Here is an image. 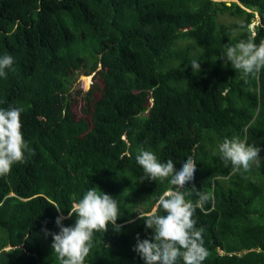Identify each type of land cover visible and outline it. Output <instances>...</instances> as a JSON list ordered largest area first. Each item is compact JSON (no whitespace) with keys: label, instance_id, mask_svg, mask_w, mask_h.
Masks as SVG:
<instances>
[{"label":"trees","instance_id":"1","mask_svg":"<svg viewBox=\"0 0 264 264\" xmlns=\"http://www.w3.org/2000/svg\"><path fill=\"white\" fill-rule=\"evenodd\" d=\"M248 38L264 40V0H0V56L15 61L0 108H24L35 152L0 177V264H59L44 229L58 233L55 206L67 217L91 188L117 200L119 230L94 232L85 264H145L133 248L152 230L138 212L174 186L145 179L140 146L177 170L197 163L182 191L193 202V185L212 193L193 217L203 264H264V70L245 77L223 59L226 44ZM93 72L99 96L91 83L89 119L76 118L72 92ZM234 136L261 147V167L233 173L213 155Z\"/></svg>","mask_w":264,"mask_h":264},{"label":"clouds","instance_id":"2","mask_svg":"<svg viewBox=\"0 0 264 264\" xmlns=\"http://www.w3.org/2000/svg\"><path fill=\"white\" fill-rule=\"evenodd\" d=\"M256 16L259 17L257 12ZM223 59L243 76H256L264 70V40L257 44L248 38L226 44ZM14 62V57L9 54L0 56V77L6 78L8 71H15ZM190 65L194 73L200 72L197 60H192ZM23 112V107L0 108V177L8 175L14 165L26 163V154H35L22 132ZM261 151V147L248 144L246 136L243 139L234 136L219 143L213 155L218 154L225 165L230 163L233 173L243 174L251 171L253 164L261 167ZM135 159L142 167L146 180H168L174 187L159 197L156 209L151 213L138 212L139 219L144 221L146 229L152 230V234L148 239H141L137 234L133 251L145 264H177L179 260L183 264H203L208 256L204 246V229L196 228L197 221L193 217L197 208H202L213 198L212 193L197 190L193 185L198 197L193 202L186 200L182 191L194 180L197 163L188 157L177 170L172 159L161 162L154 151L143 146L138 147ZM55 207L61 213L55 221L59 232H50L46 228L44 232L52 237L51 247L59 264H85L93 248L94 232H107L109 224L119 230L118 202L102 190H87L81 199L73 202L67 217L61 208ZM157 209L165 214H158ZM73 216L76 217L74 225L65 226L63 221Z\"/></svg>","mask_w":264,"mask_h":264},{"label":"rangeland","instance_id":"3","mask_svg":"<svg viewBox=\"0 0 264 264\" xmlns=\"http://www.w3.org/2000/svg\"><path fill=\"white\" fill-rule=\"evenodd\" d=\"M253 24L254 23H252V26H253ZM93 74H94V72L92 74H89V75H86L84 73H80L77 81L80 84V89L81 90L79 92H75V91L72 92L73 102H72V105H71V110H72L73 115L76 118L85 117L86 119H89L88 111L91 110V106L90 105H89V107L87 106V108H88L87 112H85L83 109L89 103V101L87 99H85V92L89 91V89L92 86L91 83L94 82L95 85L98 84V86H99V88H97V91L93 93V97H91V98L93 99V98H97L99 96L100 88L102 87L103 82H102V80L99 77L97 79H94L93 78ZM84 76H90V79H89L88 83L85 82V80L83 78ZM213 185L214 184L212 183L211 184L212 188H213ZM153 209L154 208H152L151 211H153Z\"/></svg>","mask_w":264,"mask_h":264},{"label":"water","instance_id":"4","mask_svg":"<svg viewBox=\"0 0 264 264\" xmlns=\"http://www.w3.org/2000/svg\"><path fill=\"white\" fill-rule=\"evenodd\" d=\"M8 248H10V247H8ZM8 248H4V249H8Z\"/></svg>","mask_w":264,"mask_h":264}]
</instances>
